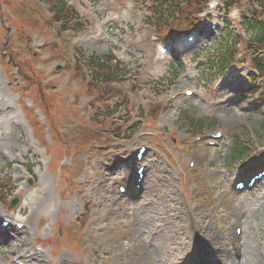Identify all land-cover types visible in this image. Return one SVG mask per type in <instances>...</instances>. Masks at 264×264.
Returning a JSON list of instances; mask_svg holds the SVG:
<instances>
[{
  "label": "rangeland",
  "instance_id": "1",
  "mask_svg": "<svg viewBox=\"0 0 264 264\" xmlns=\"http://www.w3.org/2000/svg\"><path fill=\"white\" fill-rule=\"evenodd\" d=\"M23 1L24 10L15 8L0 17V134L5 130L2 123L15 120L24 141L11 154L0 143V222L27 224L33 234L30 245L43 247L46 264H194L191 223L202 231L201 243L215 240L221 248L214 255L219 264H264V182L254 192L234 193L237 209L229 208L223 193L256 172L263 160L258 151L264 148V100L248 89L247 65L232 69L231 78L220 89L215 85L219 74L205 73L206 60L221 45L222 24L181 56V73L175 78L171 62H155L153 50L159 38L147 27L140 0H64L74 8L69 23L53 24L43 34L29 31L30 19L21 16L38 10L45 23L50 22L52 3ZM7 2L0 1V10L8 9ZM12 4L22 7L17 0ZM78 16L84 31L65 32ZM218 17L203 14L194 31L210 28ZM178 22L184 29L189 27ZM3 26L10 29V36ZM97 26L106 31L103 37L90 41L83 36L87 31L95 33ZM231 30L230 42L240 45L236 57H249L245 32L236 25ZM80 52L86 59L113 52L127 67L128 80L119 87L126 103L115 108L120 98L110 100L115 119L107 125L102 116L105 104L85 94L80 77L70 73ZM57 66L64 68L57 72ZM22 68L32 73L40 90ZM133 85L135 90L130 89ZM187 88L196 90L193 99L183 96ZM39 91L48 99L51 120L38 107ZM175 94L180 96L170 102ZM62 98L63 111L54 103ZM156 102L162 104L161 114L157 125L149 128L146 119ZM34 122L37 127L31 126ZM57 122L59 131L53 129ZM218 130L223 137L216 148L194 145V136ZM144 132L147 135L140 138ZM82 133L97 136V141L85 143ZM42 137L46 139L43 147L38 140ZM138 140L150 146L144 190L132 201L118 200L115 182L135 178L134 167L122 164L107 174L102 164L130 157ZM234 146L249 152L243 162L232 165L227 154ZM199 153L204 154L205 164L190 172L187 161ZM99 173L106 174V184L100 185ZM110 189L112 193L106 191ZM14 199L19 204L9 210ZM234 212L243 218L241 261L235 257ZM123 230H127L125 236L120 235ZM12 247L0 242V264H14L17 253Z\"/></svg>",
  "mask_w": 264,
  "mask_h": 264
},
{
  "label": "trees",
  "instance_id": "2",
  "mask_svg": "<svg viewBox=\"0 0 264 264\" xmlns=\"http://www.w3.org/2000/svg\"><path fill=\"white\" fill-rule=\"evenodd\" d=\"M53 6V10L56 18L65 21V24L69 23V15H72L73 10L60 0H50ZM231 4L238 0H230ZM144 6H146V11L149 16L145 23L153 29H158L161 32L164 28L170 26L171 24H178V21L184 23L192 22V15H194L195 9L198 6V0H142ZM256 8L254 9V14L251 19L246 22L244 28L248 34L250 40L251 49H255L257 46L263 48L264 50V0H254ZM252 3V4H253ZM75 24V23H74ZM226 39V38H225ZM227 42V41H226ZM217 55L213 56L208 70L206 73L212 72L213 70H222L229 62L230 48L228 45H224L222 48H218ZM231 59V58H230ZM255 69L259 74L264 75V56L256 57L253 59ZM86 66L89 69L90 80H92V85L100 87L103 85L102 89L110 86L113 82L124 81L127 75L125 67L117 57L112 54H106L102 57L93 55L86 60ZM112 90L108 91L111 92ZM255 95L258 93L260 96L264 97V92L257 88L253 91ZM247 149L241 146L232 147L228 154L227 159L233 160L231 163H237L246 154ZM234 162V163H233Z\"/></svg>",
  "mask_w": 264,
  "mask_h": 264
},
{
  "label": "bare ground",
  "instance_id": "3",
  "mask_svg": "<svg viewBox=\"0 0 264 264\" xmlns=\"http://www.w3.org/2000/svg\"><path fill=\"white\" fill-rule=\"evenodd\" d=\"M2 127H5L3 135L0 134V143L5 144L6 149L11 153H16L19 148L23 145V137H20V125L16 122L9 121L2 123ZM7 127V128H6ZM6 155L5 158H8ZM133 183V178H131L130 185ZM6 232L0 234V242L6 243L17 253V260L15 264H46V255L42 252L36 251L30 242L33 238V234L27 226H25L23 231H13L10 227L5 229ZM15 244H19L21 249H19ZM15 246V247H14Z\"/></svg>",
  "mask_w": 264,
  "mask_h": 264
}]
</instances>
